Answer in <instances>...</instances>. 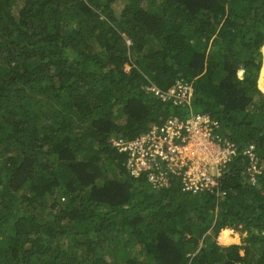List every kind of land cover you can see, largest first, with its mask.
Wrapping results in <instances>:
<instances>
[{
    "label": "trees",
    "instance_id": "obj_1",
    "mask_svg": "<svg viewBox=\"0 0 264 264\" xmlns=\"http://www.w3.org/2000/svg\"><path fill=\"white\" fill-rule=\"evenodd\" d=\"M263 46L264 0H0V264H264L249 157L193 192L113 143L202 112L262 160Z\"/></svg>",
    "mask_w": 264,
    "mask_h": 264
},
{
    "label": "built area",
    "instance_id": "obj_2",
    "mask_svg": "<svg viewBox=\"0 0 264 264\" xmlns=\"http://www.w3.org/2000/svg\"><path fill=\"white\" fill-rule=\"evenodd\" d=\"M151 89L161 99L174 97L177 103L190 104L194 95L193 86L182 81L165 92L156 85ZM218 127V121L207 113L192 111L186 120L172 118L165 126H154L135 140L117 139L113 143L119 151L129 154L128 166L135 174L151 169V179L168 183L164 171L155 172L159 163L166 162L172 172L182 175L184 189L193 192L217 190L224 168L242 152L250 159L248 172L255 184L263 169L255 145L239 147L234 141L222 138Z\"/></svg>",
    "mask_w": 264,
    "mask_h": 264
},
{
    "label": "rangeland",
    "instance_id": "obj_3",
    "mask_svg": "<svg viewBox=\"0 0 264 264\" xmlns=\"http://www.w3.org/2000/svg\"><path fill=\"white\" fill-rule=\"evenodd\" d=\"M128 67V66H126ZM196 111H198L197 108H195ZM165 183V182H164ZM167 186L169 185L167 182L165 183ZM224 194L222 193L221 196H223ZM227 232V235L224 236V232ZM231 236V239L229 240V237ZM240 239V235H239V232H235L233 231L232 229H224L223 231L220 232V235H219V240H222L224 241L225 243H228L229 241H237Z\"/></svg>",
    "mask_w": 264,
    "mask_h": 264
},
{
    "label": "water",
    "instance_id": "obj_4",
    "mask_svg": "<svg viewBox=\"0 0 264 264\" xmlns=\"http://www.w3.org/2000/svg\"><path fill=\"white\" fill-rule=\"evenodd\" d=\"M263 55H264V46L262 47ZM263 70H264V56H263V64L260 71V77L258 80V87L264 93V78H263Z\"/></svg>",
    "mask_w": 264,
    "mask_h": 264
},
{
    "label": "crops",
    "instance_id": "obj_5",
    "mask_svg": "<svg viewBox=\"0 0 264 264\" xmlns=\"http://www.w3.org/2000/svg\"><path fill=\"white\" fill-rule=\"evenodd\" d=\"M262 53H263V51H262ZM264 56V55H263ZM263 64V63H262ZM251 144H254V143H251ZM247 145H250V144H247ZM255 145V144H254ZM246 146V145H245ZM255 147H256V153H257V146L255 145ZM258 155V154H257ZM246 156V155H245ZM248 157V156H247ZM260 162H261V165H263L262 167H263V169H262V173H263V171H264V158H262V160H260ZM261 173V174H262ZM261 174H258L257 175V179H256V183H257V181H258V176L259 175H261ZM247 175H248V179H247V181H250L251 182V180H250V174H249V172H247ZM252 183V182H251Z\"/></svg>",
    "mask_w": 264,
    "mask_h": 264
},
{
    "label": "bare ground",
    "instance_id": "obj_6",
    "mask_svg": "<svg viewBox=\"0 0 264 264\" xmlns=\"http://www.w3.org/2000/svg\"><path fill=\"white\" fill-rule=\"evenodd\" d=\"M263 78H264V70H263Z\"/></svg>",
    "mask_w": 264,
    "mask_h": 264
}]
</instances>
